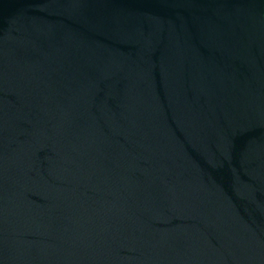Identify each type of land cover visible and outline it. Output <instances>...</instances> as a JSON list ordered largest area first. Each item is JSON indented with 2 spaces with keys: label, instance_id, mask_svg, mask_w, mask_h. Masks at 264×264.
Returning <instances> with one entry per match:
<instances>
[{
  "label": "water",
  "instance_id": "obj_1",
  "mask_svg": "<svg viewBox=\"0 0 264 264\" xmlns=\"http://www.w3.org/2000/svg\"><path fill=\"white\" fill-rule=\"evenodd\" d=\"M0 264H264V0H0Z\"/></svg>",
  "mask_w": 264,
  "mask_h": 264
}]
</instances>
